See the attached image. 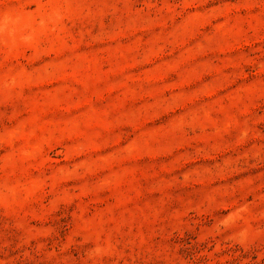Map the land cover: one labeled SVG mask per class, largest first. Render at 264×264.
<instances>
[{
  "label": "rangeland",
  "instance_id": "rangeland-1",
  "mask_svg": "<svg viewBox=\"0 0 264 264\" xmlns=\"http://www.w3.org/2000/svg\"><path fill=\"white\" fill-rule=\"evenodd\" d=\"M0 264H264V0H0Z\"/></svg>",
  "mask_w": 264,
  "mask_h": 264
}]
</instances>
